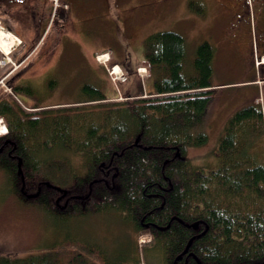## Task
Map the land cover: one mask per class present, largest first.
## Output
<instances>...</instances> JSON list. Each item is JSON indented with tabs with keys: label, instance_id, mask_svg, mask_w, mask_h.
<instances>
[{
	"label": "trees",
	"instance_id": "16d2710c",
	"mask_svg": "<svg viewBox=\"0 0 264 264\" xmlns=\"http://www.w3.org/2000/svg\"><path fill=\"white\" fill-rule=\"evenodd\" d=\"M193 10L204 13L197 5ZM144 49L155 79L147 96L138 74L142 62L132 72L121 66L128 79L136 77L139 92L123 99L85 84L75 102L28 110L16 92L39 102L47 95L34 96L24 76L13 94L0 87V118L9 130L0 135V173L12 192L43 209L62 234L58 247L24 258L6 256L0 264H71V254L80 256L75 264H86L84 247L102 264H127L106 260L100 240L70 235V223L112 212L131 218L150 208L145 222L152 225L138 223L135 244L159 254L162 264H264L259 95L226 121L212 152L216 161L196 165L188 150L208 141L203 127L218 90L211 82L215 49L207 41L199 44L188 70L185 38L177 32L149 35ZM21 51L11 52L13 61L21 60ZM10 69L11 64L0 70V79ZM101 71L107 74L106 66ZM147 232L152 241L140 247L137 239ZM62 245L79 251L70 250L63 260Z\"/></svg>",
	"mask_w": 264,
	"mask_h": 264
},
{
	"label": "rangeland",
	"instance_id": "374dc122",
	"mask_svg": "<svg viewBox=\"0 0 264 264\" xmlns=\"http://www.w3.org/2000/svg\"><path fill=\"white\" fill-rule=\"evenodd\" d=\"M233 3L234 0H77L71 25L66 31L69 32L66 45L55 42L49 49L43 48L48 55L55 57L49 64H32L24 72V77L32 80L31 85L39 90L46 85L47 77L55 80V92L45 96V100L41 99L50 106L77 101L85 84L99 87L106 96L123 99L126 95L139 94L136 77L131 75L128 79V73L120 68L122 78L113 82L107 68V74L101 71L102 64L97 62V55L107 54L110 59L109 70L112 64L117 63L125 65L132 72L136 64L142 62L139 66L145 75L143 89L146 90L149 83L154 84L155 80L153 76L150 77L145 62L144 40L149 35L159 31L181 34L186 42L187 70L199 44L207 41L215 49L211 82L218 90L203 127L208 141L202 147L190 148L188 156L196 165L215 162L212 152L219 144L228 118L256 95H261L260 98L264 99V86L259 82L246 85L260 78L253 50L261 31L255 26L254 14L236 11ZM196 5L204 9L203 14L193 10ZM20 32H11L17 40L12 51L18 48L22 40ZM53 34L57 39L58 33L53 30ZM7 55L0 47V61L11 57L10 53ZM30 63H25L14 75H20ZM1 66L0 63V70ZM19 75L16 76V81H21ZM4 83L6 86L3 84L0 87L9 93L12 87L5 80ZM115 88L119 91L117 94ZM16 94L27 103L26 106L29 105L27 107L31 106L32 102L28 101L27 95L20 92ZM257 152L264 162V143H259ZM70 224V235H77L83 240H100L102 246L107 247L104 256L106 260L162 264L159 254L135 246L131 230L116 214L93 215L80 221L74 219ZM52 225L53 222L45 211L12 192L8 177L0 173V263L6 256L12 259L24 258L58 247L54 243L57 236L62 234H58ZM141 239L151 240L150 236ZM58 249L63 250V260L72 253L70 250L74 253L79 251V247L75 245H62ZM71 255L74 258L70 260L71 264L80 260V256L77 258L78 256ZM83 257L86 264H100L91 254L85 253ZM101 261L106 263L104 259ZM65 264L69 262L66 261Z\"/></svg>",
	"mask_w": 264,
	"mask_h": 264
},
{
	"label": "flooded vegetation",
	"instance_id": "af4514ba",
	"mask_svg": "<svg viewBox=\"0 0 264 264\" xmlns=\"http://www.w3.org/2000/svg\"><path fill=\"white\" fill-rule=\"evenodd\" d=\"M77 0H0V23L4 27V29L18 33L20 32V37L22 40L20 41L18 48L22 51L21 60L19 62L13 61L11 57L12 69H10L6 74L0 79V82L6 81L7 84L11 85L13 89H16L20 86V81L15 80L16 76L19 75L17 73L14 75V72L23 67L25 63H30L27 68H25L22 73H20V78L24 76V72L30 69L32 64H35L37 60L40 64H49L55 56L52 54H47L43 48H48L51 45H54L55 42L66 45L68 41L69 32L66 33L68 28L71 25L72 14L75 11ZM233 6L235 10L240 13H246L253 15L255 17V26L260 29L261 34L257 37V46L258 50L264 55V0H234ZM14 10L16 12H14ZM53 30L58 33L57 39H55ZM50 34V36H49ZM31 49V50H30ZM30 50V51H29ZM39 54L35 56L34 54ZM45 53V54H42ZM42 54V55H40ZM2 56V55H1ZM9 64H6L8 67ZM25 66V65H24ZM259 77L251 83L254 85L255 82H259L262 86H264V62L257 68ZM25 78V77H24ZM262 79V80H261ZM46 86L39 90L36 86L30 85L32 80L24 79L26 83H28L33 90L36 91L34 96H38L39 91L43 95L50 96L55 92V80L52 77H47ZM261 80V81H259ZM50 83L52 86H50ZM43 91V92H42ZM36 98H28V101H31V106L40 104L43 107H53L54 104L47 105L44 101L39 102ZM256 102L260 103L264 109V99H257ZM29 106V105H28ZM31 108V107H30ZM32 110L36 108H31ZM28 109V110H31ZM5 122V119H4ZM9 134V131H8ZM151 212V208L144 212L137 214L134 217L129 218L124 213H118V216L123 220L124 223L127 224L128 228L131 230L135 242V238L137 235V227L138 223L143 227H149L152 223L145 222L149 213ZM147 235H152L147 232L141 234L138 239L143 238ZM137 239V240H138ZM150 242L152 241V236L150 238ZM136 246V244H135ZM141 247V246H140ZM107 250V249H106ZM84 254L90 255V249L85 248L82 250ZM80 252L79 254H81ZM127 261V260H125ZM129 261V260H128ZM101 264V263H100ZM127 264H139L138 262L129 261Z\"/></svg>",
	"mask_w": 264,
	"mask_h": 264
},
{
	"label": "bare ground",
	"instance_id": "6f19581e",
	"mask_svg": "<svg viewBox=\"0 0 264 264\" xmlns=\"http://www.w3.org/2000/svg\"><path fill=\"white\" fill-rule=\"evenodd\" d=\"M15 39L16 37L13 34L8 33L7 31L3 30V28L0 29V47L4 50L6 54L9 55V53L12 51V48L16 45L17 40ZM100 59L103 61H107L108 57L107 55H102Z\"/></svg>",
	"mask_w": 264,
	"mask_h": 264
},
{
	"label": "crops",
	"instance_id": "0c3cea01",
	"mask_svg": "<svg viewBox=\"0 0 264 264\" xmlns=\"http://www.w3.org/2000/svg\"><path fill=\"white\" fill-rule=\"evenodd\" d=\"M154 89V85L152 83H149L148 88L145 90L146 92H151ZM116 91V94L118 93L117 89H114Z\"/></svg>",
	"mask_w": 264,
	"mask_h": 264
},
{
	"label": "built area",
	"instance_id": "2783aa9c",
	"mask_svg": "<svg viewBox=\"0 0 264 264\" xmlns=\"http://www.w3.org/2000/svg\"><path fill=\"white\" fill-rule=\"evenodd\" d=\"M0 122H1V120H0ZM3 130H6V129H5V128H3V129H2V131H3ZM0 131H1V130H0Z\"/></svg>",
	"mask_w": 264,
	"mask_h": 264
},
{
	"label": "water",
	"instance_id": "95a60500",
	"mask_svg": "<svg viewBox=\"0 0 264 264\" xmlns=\"http://www.w3.org/2000/svg\"><path fill=\"white\" fill-rule=\"evenodd\" d=\"M195 227H197V225Z\"/></svg>",
	"mask_w": 264,
	"mask_h": 264
}]
</instances>
